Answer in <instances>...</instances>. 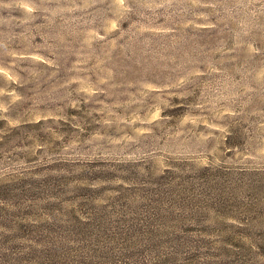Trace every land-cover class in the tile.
Returning a JSON list of instances; mask_svg holds the SVG:
<instances>
[{"label": "rangeland", "instance_id": "obj_1", "mask_svg": "<svg viewBox=\"0 0 264 264\" xmlns=\"http://www.w3.org/2000/svg\"><path fill=\"white\" fill-rule=\"evenodd\" d=\"M0 264H264V0H0Z\"/></svg>", "mask_w": 264, "mask_h": 264}]
</instances>
